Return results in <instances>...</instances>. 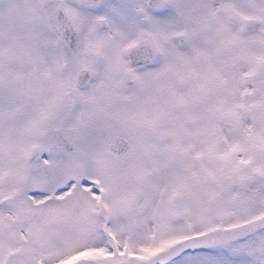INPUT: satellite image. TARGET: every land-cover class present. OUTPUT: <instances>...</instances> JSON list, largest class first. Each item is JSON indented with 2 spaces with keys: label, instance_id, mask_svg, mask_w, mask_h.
Wrapping results in <instances>:
<instances>
[{
  "label": "snow or ice",
  "instance_id": "obj_1",
  "mask_svg": "<svg viewBox=\"0 0 264 264\" xmlns=\"http://www.w3.org/2000/svg\"><path fill=\"white\" fill-rule=\"evenodd\" d=\"M0 264H264V0H0Z\"/></svg>",
  "mask_w": 264,
  "mask_h": 264
}]
</instances>
